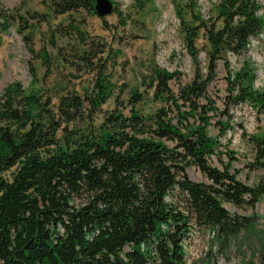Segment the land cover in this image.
Here are the masks:
<instances>
[{"label": "trees", "instance_id": "1", "mask_svg": "<svg viewBox=\"0 0 264 264\" xmlns=\"http://www.w3.org/2000/svg\"><path fill=\"white\" fill-rule=\"evenodd\" d=\"M188 1L192 23L180 18L183 42L196 59L203 31L207 68L205 74L198 70L193 80L180 88L182 105H188V111L173 101L177 123L166 118L164 109L143 115L137 109L143 97L133 90L127 100L128 116L112 112L100 125H94L93 117L112 97L114 87L102 63L104 44L80 31L77 49L84 47L76 57L91 74L83 94L46 91L32 65L28 90L19 82L3 90L0 264H186L181 243L195 226L226 234L242 222L230 215L223 203L242 207L264 194L263 186L253 188L236 180L229 164L222 170L209 166L218 141L207 132L206 111L214 108L204 109L203 115L196 117L198 101H207V87L219 62L225 63L229 72L226 105L250 103L259 112L264 109V90L252 89L249 63L245 61L242 71L234 74L227 60L228 54L245 53L250 40L263 29L264 19L258 14L262 6L257 0H220L218 26L202 21L194 13L195 0ZM44 3L55 16L79 10L96 15L95 0ZM28 17L42 22L36 14L28 13ZM27 23L22 16L0 11V35L16 26L28 53L49 71L52 60L60 57H52L44 44L35 53L34 33H26L30 25L23 27ZM51 44L56 46L55 41ZM177 76V71L152 68L146 86L155 101L167 104L173 98L169 82ZM46 78H42L44 83ZM218 124L225 133L228 123ZM250 140L256 159L251 168L264 167L259 164L264 160V136ZM227 156L234 160L231 153ZM189 167L198 169L208 183L189 180L185 172ZM175 190L186 195L184 211L171 199L167 201Z\"/></svg>", "mask_w": 264, "mask_h": 264}, {"label": "rangeland", "instance_id": "2", "mask_svg": "<svg viewBox=\"0 0 264 264\" xmlns=\"http://www.w3.org/2000/svg\"><path fill=\"white\" fill-rule=\"evenodd\" d=\"M45 1L0 0V11L28 20L23 27L30 25L26 33H34L31 40L35 53L44 44L52 57H60L52 60L49 71H45L41 61L28 53L21 35L13 25L7 34L0 35V95L12 82L21 83L26 90L30 88L29 65L35 68L46 91L52 94L72 91L83 94L90 84L91 74L76 57L84 47L77 49L81 44L78 38L80 31L90 39L99 38L104 44L102 63L105 65V75L114 87L112 97L93 117L94 125H100L112 112L128 116L127 100L133 90H137L143 97V101L137 105L143 115L152 116L159 109H164L166 118L177 123L179 117L173 105L174 100L183 110L188 111V105H182L179 90L193 80L198 70L205 74L208 50L203 31L197 41V58H192L185 49L180 18L192 23L188 0H109L117 12L104 18L84 10L55 16L47 10ZM219 2L220 0H195L194 13L208 24L216 23L221 26V22L216 20ZM259 4L262 6L260 12L263 18L264 0H260ZM28 13L38 15L42 22L30 21ZM51 41H55L56 46ZM227 60L234 74L242 71V67H245L243 64L248 62L254 82L261 84L256 87L253 82L252 89L264 90V38L258 43L250 44L241 56L228 54ZM154 67L169 73H179V76L169 82L173 98L167 104L155 101L152 92L147 89L149 74ZM228 74L226 64L219 62L214 80L207 87V101H198L197 119L203 115L204 109L214 108L213 111H206V116L209 117L207 132L218 141L208 164L220 170L229 164V171L239 182L253 188L264 187V167L252 169L250 166L256 161L250 137L264 136V109L259 112L258 107L250 103L228 107L225 103ZM44 75H47L45 83L42 81ZM246 84V81L242 83L243 86ZM168 109L172 111L169 112ZM222 121L228 123L225 133L218 124ZM219 133L223 134L220 136ZM168 145L172 146V143L169 142ZM228 153H231L234 160H229ZM260 163H264V160H260ZM185 172L192 182L208 183L195 167H189ZM170 199L179 210H186L184 193L175 190L167 201ZM79 202L81 201L75 200L76 204ZM223 207L242 223L226 234H220L211 227L195 226L193 242L185 258L186 264H264V194L251 205L235 207L223 203ZM244 218L248 220L244 221Z\"/></svg>", "mask_w": 264, "mask_h": 264}, {"label": "built area", "instance_id": "3", "mask_svg": "<svg viewBox=\"0 0 264 264\" xmlns=\"http://www.w3.org/2000/svg\"><path fill=\"white\" fill-rule=\"evenodd\" d=\"M257 1L259 2L260 0H257ZM258 14L262 16V12H259ZM263 19H264V17H263ZM263 38H264V27H263V29L261 30V32L259 33V35L255 39H251L250 40V42H249V44L247 46V49L250 46V44L258 43L259 40H261ZM229 55H232V54H229ZM254 84H255L256 87H260L261 86V84H257L256 82H254ZM192 240H193V230L191 231L189 236L187 238H185V240L182 241V243H181L183 251L185 252L184 253L185 258L187 256V252H188V250H189V248L191 246V243L193 242ZM142 248H143V246H142Z\"/></svg>", "mask_w": 264, "mask_h": 264}, {"label": "water", "instance_id": "4", "mask_svg": "<svg viewBox=\"0 0 264 264\" xmlns=\"http://www.w3.org/2000/svg\"><path fill=\"white\" fill-rule=\"evenodd\" d=\"M113 8L114 7L109 0H95L94 10L99 18H104L111 14Z\"/></svg>", "mask_w": 264, "mask_h": 264}]
</instances>
